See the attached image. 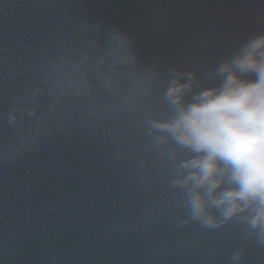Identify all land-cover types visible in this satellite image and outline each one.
Returning a JSON list of instances; mask_svg holds the SVG:
<instances>
[{
  "label": "water",
  "instance_id": "95a60500",
  "mask_svg": "<svg viewBox=\"0 0 264 264\" xmlns=\"http://www.w3.org/2000/svg\"><path fill=\"white\" fill-rule=\"evenodd\" d=\"M259 33L264 0H0V264H264L247 213L191 219L187 150L149 132L173 70L210 83Z\"/></svg>",
  "mask_w": 264,
  "mask_h": 264
},
{
  "label": "clouds",
  "instance_id": "9594fccd",
  "mask_svg": "<svg viewBox=\"0 0 264 264\" xmlns=\"http://www.w3.org/2000/svg\"><path fill=\"white\" fill-rule=\"evenodd\" d=\"M173 72L165 91L171 115L149 130L187 150L172 186L185 190L187 211L202 227H217V213L224 220L247 213L264 243V33L211 68L210 83ZM240 260L233 253L232 264Z\"/></svg>",
  "mask_w": 264,
  "mask_h": 264
}]
</instances>
